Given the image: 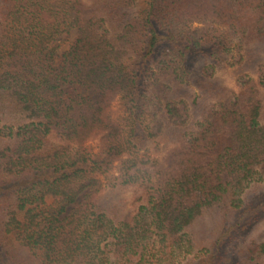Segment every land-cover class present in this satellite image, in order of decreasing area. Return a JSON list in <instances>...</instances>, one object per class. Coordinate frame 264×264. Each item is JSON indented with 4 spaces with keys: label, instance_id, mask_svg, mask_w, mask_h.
<instances>
[{
    "label": "trees",
    "instance_id": "trees-1",
    "mask_svg": "<svg viewBox=\"0 0 264 264\" xmlns=\"http://www.w3.org/2000/svg\"><path fill=\"white\" fill-rule=\"evenodd\" d=\"M86 1L0 0V264H264V0Z\"/></svg>",
    "mask_w": 264,
    "mask_h": 264
},
{
    "label": "rangeland",
    "instance_id": "rangeland-1",
    "mask_svg": "<svg viewBox=\"0 0 264 264\" xmlns=\"http://www.w3.org/2000/svg\"><path fill=\"white\" fill-rule=\"evenodd\" d=\"M83 2H87L86 0H83ZM144 4V0H138L137 2V7L141 8ZM135 11L137 8L134 9ZM134 10L132 9L131 12L133 13ZM194 27L196 25H193ZM74 33L71 35L69 38L70 42L74 39ZM67 47V46H66ZM218 77L221 79L222 83L226 85L230 89H235L237 90L236 87V80L239 77L238 74L235 73V69L231 68L228 66V68L221 69L220 71L217 72ZM108 111L110 113L111 119L115 122L120 121L121 116L123 115L122 108L119 104L118 100L113 101L108 108ZM86 145L88 146L89 150L91 153H96L98 152V142L95 139H90L86 142ZM117 166L118 163L115 162L112 170L109 172V174L106 177L101 178V185L103 186V190L100 192L98 195V201L101 205L105 206L108 204H115L117 203L120 205L121 212L124 213L126 211H129L130 206H129V193L128 191H119L115 190L114 188H111L109 185V178L107 177H113L117 175ZM107 178V179H106ZM227 248V247H226Z\"/></svg>",
    "mask_w": 264,
    "mask_h": 264
}]
</instances>
